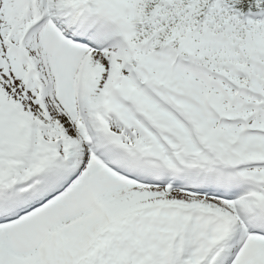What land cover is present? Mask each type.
I'll use <instances>...</instances> for the list:
<instances>
[{"label":"snow or ice","instance_id":"snow-or-ice-1","mask_svg":"<svg viewBox=\"0 0 264 264\" xmlns=\"http://www.w3.org/2000/svg\"><path fill=\"white\" fill-rule=\"evenodd\" d=\"M0 264H264V0H0Z\"/></svg>","mask_w":264,"mask_h":264}]
</instances>
